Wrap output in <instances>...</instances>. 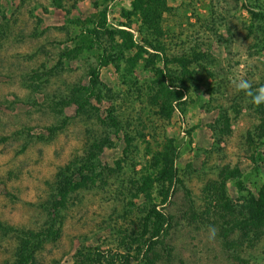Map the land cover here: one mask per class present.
<instances>
[{"label": "rangeland", "instance_id": "rangeland-1", "mask_svg": "<svg viewBox=\"0 0 264 264\" xmlns=\"http://www.w3.org/2000/svg\"><path fill=\"white\" fill-rule=\"evenodd\" d=\"M129 2L0 0V264H18L23 240L27 249L21 251L30 250L32 264H98L89 260L93 251L102 254L101 264H112L107 256L124 251L132 224L140 231L134 223L139 213L127 210L128 202L144 199L131 194L146 164L144 143L133 131L146 118L152 122L143 131L151 129L158 140L173 137L179 151L180 181L160 207L172 214V223L148 253L154 264H233L231 255L238 253L245 264H264L263 237L256 229L250 228L241 246L234 242L243 237L239 230L226 243L219 232L240 216L243 197L264 183V159L255 169L252 146L245 142L264 113L231 85L236 75L253 88L264 82V35L246 10L264 9V0H148L149 12L127 14L122 9L130 10ZM104 5L106 29L124 28L139 43L154 38L166 56L190 58L192 79L180 98L181 113L174 108L167 119L154 116L145 96L152 72L140 64L128 71L120 57L98 67L99 100L78 110L64 102L71 86L86 82L97 53H113L104 26L101 46L75 50L77 20ZM107 113L119 128L108 123ZM123 131L136 147L123 150ZM103 138L98 151L94 144ZM259 149L264 155V144ZM91 153V171L81 169L88 178L52 208L61 170L73 174ZM235 167L241 176L226 179L219 191L220 170ZM210 225L217 229L214 241L207 238ZM248 240L253 245L245 248Z\"/></svg>", "mask_w": 264, "mask_h": 264}, {"label": "trees", "instance_id": "trees-1", "mask_svg": "<svg viewBox=\"0 0 264 264\" xmlns=\"http://www.w3.org/2000/svg\"><path fill=\"white\" fill-rule=\"evenodd\" d=\"M107 1L108 0H98V2L102 4ZM129 3L130 10L122 9V11L127 14L136 13L137 11L141 13L144 11L149 12L152 8L148 0H130ZM93 4L95 6L97 1H94ZM246 10L250 18L260 22L264 35V9L257 7V10H254L247 7ZM105 17L104 5L98 11L88 14L83 21L77 20L80 23V31L78 34L80 42L76 44L75 50L78 51L83 47L90 48L94 42H96V46H101L98 39L99 36L102 35ZM106 31L108 32L110 41L113 42L111 50L114 53L116 49V54L109 51L103 52L104 50L98 52L95 64L87 70L86 82L71 86L67 101L64 102L73 103L75 109L78 110L86 105H91L92 99L99 100L100 96L97 92L99 84L98 67L110 61L115 62V60L120 57L124 60L128 71H133V69L140 64L142 69H149L152 72L153 76L145 86V96L147 103L150 104L149 107L153 109L151 112L154 116L167 119L174 108L181 113L182 106H180V104H182L183 101L180 98L188 87V81L192 79V71L189 70L187 66L190 58L185 55L166 56L162 46H160L157 41L155 42L154 38L153 40L141 38L142 43H139L132 38V33L124 28L114 27L113 29H106ZM115 35L120 39L119 41H114ZM173 64L175 66L172 68L170 65L173 66ZM175 67H178V69ZM260 86H264V82H260L258 87ZM258 87H254L253 89ZM256 107L258 111L264 113V105ZM146 119L149 123L152 122L149 118ZM260 119L261 120L256 124V130L253 133L247 131L245 134L246 144L249 147L252 146L249 160L255 169L258 168L259 161L264 159V155L259 149L260 146L264 144V120L262 117H260ZM106 120L110 125L119 128L120 123L113 114L107 113ZM147 120L145 122L140 121L141 127L135 128L133 131L137 134L138 139L144 143L143 152L146 164L141 167L138 174V183L135 185L133 189L134 192L131 194L132 197H137V193H141L143 198L147 200V204L144 203V199L137 204L133 201L128 202L129 207L127 211H131L133 208L135 212L139 213L134 223L137 227H140V231L135 232L137 228L132 224L130 228L131 233L127 235L131 242L126 246L124 244L126 242H122L121 244L124 251H115L112 254H108V256L106 254V260L112 264H154L149 254L151 252L152 255L154 245H156L157 242L163 241L172 223V214L168 211H163L160 207L168 201L173 184L180 181L175 165V160L179 154L178 145L173 137L163 136L161 140H158L154 132L149 133L151 129L149 132H144L143 128ZM147 133H149L151 138L145 139ZM186 133L189 134V130H186ZM132 138V135L123 131V141L125 144L123 150L126 151L127 147L130 146L131 148L136 147L135 144H132ZM104 141L106 142L107 138H103L99 144H94L98 151L101 149V144L105 143ZM125 151H123V154ZM92 155L93 153H91L88 158L83 156L82 163L77 165L76 170L69 172L73 174L66 175L63 173L64 169L63 171L61 170V176L59 177L60 179L56 181L55 190L58 198H55L51 202L52 208L55 209L63 205L64 196L68 192L76 189L88 178L86 174H82L81 169L83 168L91 171L90 167L92 168L93 165L88 159H90ZM86 161L88 163H84ZM115 165L119 168L118 161H115ZM96 173L97 172H93L92 174L95 175ZM219 173V191L222 190L226 179L241 176V171L238 167L233 169H222ZM97 175H99V173H97ZM236 184L238 188L242 187L240 179L236 181ZM155 198L158 200H155ZM223 201H226L225 197ZM237 213H239L240 216H233L231 221H228L226 223L227 225L219 230L223 242L226 243L227 236L232 233L234 229H237L243 234V237H241V239L238 238V240L234 242L241 246L242 241L247 237L248 231L256 229L258 232L257 234L263 237L261 251L264 254V183L261 184L255 192H248L247 195L243 197ZM132 241L135 242L133 248L132 245H130ZM20 244L21 247H19L20 251L18 252L17 260L18 264H24L26 261L27 264H32L29 260L31 258L30 250L24 252V254L21 251L27 249V242L23 240ZM246 245L247 247L245 248H249L253 244L251 240H248ZM240 254L241 253L231 255V257H233L232 259L236 261H232L233 264H245L244 257ZM99 255L102 254L98 251H93V256L89 259L90 262L101 264Z\"/></svg>", "mask_w": 264, "mask_h": 264}, {"label": "clouds", "instance_id": "clouds-1", "mask_svg": "<svg viewBox=\"0 0 264 264\" xmlns=\"http://www.w3.org/2000/svg\"><path fill=\"white\" fill-rule=\"evenodd\" d=\"M241 46V45H240ZM243 48V46H241ZM231 85L236 92H243L256 105H264V86L253 89L252 83L243 75H236L231 80ZM217 235V229L214 226L208 227L207 238L214 241Z\"/></svg>", "mask_w": 264, "mask_h": 264}]
</instances>
